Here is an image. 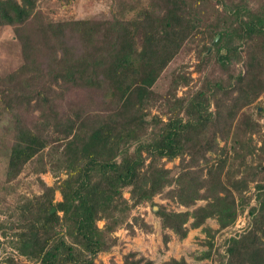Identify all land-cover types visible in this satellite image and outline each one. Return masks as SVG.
I'll list each match as a JSON object with an SVG mask.
<instances>
[{"label":"trees","instance_id":"obj_1","mask_svg":"<svg viewBox=\"0 0 264 264\" xmlns=\"http://www.w3.org/2000/svg\"><path fill=\"white\" fill-rule=\"evenodd\" d=\"M137 2L117 0L108 19L53 20L39 0H0V27L13 28L24 58L0 76V102L14 119L6 180L53 142L61 143L55 149L65 168L52 185L39 178L42 192L18 206L16 248L29 262L7 257L5 264H96L118 244L119 226L134 234L140 220L151 230L144 218H129L144 203L157 206L162 228L180 238L209 217L220 227L237 218L235 196L222 179L225 159L208 166L206 154L240 109L264 92V0ZM189 40L201 44L198 71L211 61L221 69L175 96L178 108L163 119L148 109L152 87ZM73 88L86 90V98L64 114L59 102ZM177 157L180 172L173 177L166 161ZM258 188L252 226L229 239L227 264H264V183ZM163 192L186 207L206 202L172 210L155 202ZM170 238L163 234L166 245ZM123 263L155 264L135 250ZM163 264L189 263L171 257Z\"/></svg>","mask_w":264,"mask_h":264},{"label":"rangeland","instance_id":"obj_2","mask_svg":"<svg viewBox=\"0 0 264 264\" xmlns=\"http://www.w3.org/2000/svg\"><path fill=\"white\" fill-rule=\"evenodd\" d=\"M130 1V0H128ZM138 1V2H137ZM137 7H146L149 0H135ZM117 6V0H39V9L53 20L64 19H108ZM132 11H126V16H132ZM208 50L210 53L213 49ZM201 44L189 40L179 53L163 70L152 89L154 95L149 101V110L167 119L177 107L175 98L190 90L198 89L205 80L204 73L221 69L219 64L211 61L201 73L198 71V61ZM24 62L21 44L11 26L0 27V76L15 70ZM242 66V62L237 65ZM210 75V74H209ZM214 76V75H213ZM211 77V76H209ZM188 79V86L185 80ZM176 96V97H175ZM86 98V90L73 88L60 100L59 109L62 113H71L78 103ZM214 109V106H211ZM148 119L151 116L147 117ZM14 141V119L11 113L0 102V264H5L7 257H20L29 262L26 257L17 252L16 227L19 217L18 206L27 197L40 194L42 178L49 185L65 177V168L59 162V152L55 147L61 143L53 142L42 153L29 161L22 173L13 181L6 180V173ZM217 149L206 154L211 163L225 159L222 179L233 192L237 205V218L226 227H220L217 217H209L198 228H190L186 237L180 238L171 229H163L158 207L144 203L131 211L130 221L136 216L144 218L151 230L141 227V222L135 223V233L131 234L123 224L114 232L119 237L118 244L110 251L99 255L96 264H124V255L135 250L150 257L155 264H163L171 257L184 258L189 264H227V247L229 239L239 236L252 226L253 215L251 207L258 205V184L264 183V92L250 105L240 109L229 131L224 137L217 138ZM174 177L180 172V157L166 161ZM206 174L207 164L204 158L200 165ZM125 196L129 197L126 191ZM56 200L61 194L56 191ZM156 203L164 204L168 209L186 210L205 204V199H198L191 207L181 205L166 197V193L155 197ZM104 220L99 221L103 226ZM10 225V228H8ZM170 234L166 245L163 234ZM181 254V257H180ZM179 256V257H176Z\"/></svg>","mask_w":264,"mask_h":264},{"label":"water","instance_id":"obj_3","mask_svg":"<svg viewBox=\"0 0 264 264\" xmlns=\"http://www.w3.org/2000/svg\"><path fill=\"white\" fill-rule=\"evenodd\" d=\"M219 35L215 37V40L218 39ZM56 208H53L52 211H55Z\"/></svg>","mask_w":264,"mask_h":264},{"label":"crops","instance_id":"obj_4","mask_svg":"<svg viewBox=\"0 0 264 264\" xmlns=\"http://www.w3.org/2000/svg\"><path fill=\"white\" fill-rule=\"evenodd\" d=\"M176 257H179V256H176ZM180 257H181V254H180Z\"/></svg>","mask_w":264,"mask_h":264}]
</instances>
